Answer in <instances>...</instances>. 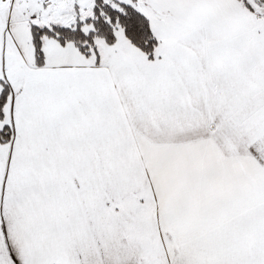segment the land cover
I'll return each mask as SVG.
<instances>
[{
    "label": "snow or ice",
    "instance_id": "1",
    "mask_svg": "<svg viewBox=\"0 0 264 264\" xmlns=\"http://www.w3.org/2000/svg\"><path fill=\"white\" fill-rule=\"evenodd\" d=\"M0 264H264V0H0Z\"/></svg>",
    "mask_w": 264,
    "mask_h": 264
}]
</instances>
